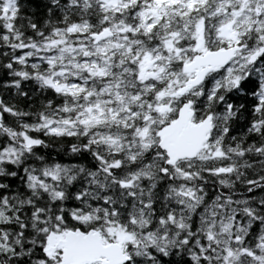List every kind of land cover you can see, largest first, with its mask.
I'll use <instances>...</instances> for the list:
<instances>
[{
	"label": "snow or ice",
	"instance_id": "obj_1",
	"mask_svg": "<svg viewBox=\"0 0 264 264\" xmlns=\"http://www.w3.org/2000/svg\"><path fill=\"white\" fill-rule=\"evenodd\" d=\"M0 264H264V0H0Z\"/></svg>",
	"mask_w": 264,
	"mask_h": 264
},
{
	"label": "trees",
	"instance_id": "obj_2",
	"mask_svg": "<svg viewBox=\"0 0 264 264\" xmlns=\"http://www.w3.org/2000/svg\"><path fill=\"white\" fill-rule=\"evenodd\" d=\"M62 147H63L62 144H61V145H56V147H55L54 149H50L49 152H50V154L55 155V154H56V151H57L58 149H61ZM41 151L43 152L44 150L42 149ZM60 158H61V159H65V156H64L63 151L60 152Z\"/></svg>",
	"mask_w": 264,
	"mask_h": 264
}]
</instances>
